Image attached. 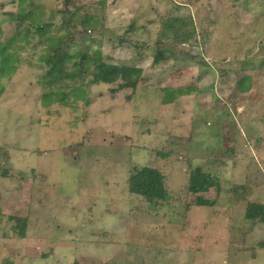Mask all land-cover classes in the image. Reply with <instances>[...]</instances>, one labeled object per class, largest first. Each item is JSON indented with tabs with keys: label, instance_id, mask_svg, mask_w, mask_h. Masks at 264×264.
Returning <instances> with one entry per match:
<instances>
[{
	"label": "rangeland",
	"instance_id": "obj_1",
	"mask_svg": "<svg viewBox=\"0 0 264 264\" xmlns=\"http://www.w3.org/2000/svg\"><path fill=\"white\" fill-rule=\"evenodd\" d=\"M67 7L0 0V264H264L246 216L264 206V0ZM85 52L139 68L136 87ZM135 166L161 172L167 201L129 191ZM193 171L218 184L191 193Z\"/></svg>",
	"mask_w": 264,
	"mask_h": 264
},
{
	"label": "trees",
	"instance_id": "obj_2",
	"mask_svg": "<svg viewBox=\"0 0 264 264\" xmlns=\"http://www.w3.org/2000/svg\"><path fill=\"white\" fill-rule=\"evenodd\" d=\"M69 0H66V9L65 11H57L58 14L62 12H67V4ZM32 6V3L30 4ZM18 11L13 14L15 20L19 27L25 22V17L29 16L32 12ZM33 14V13H32ZM71 15V14H70ZM73 15V14H72ZM83 21L91 19L87 14L83 17ZM53 22L46 24H31L30 27L34 28L36 32L42 33L46 27L50 26ZM74 26V24L72 25ZM86 32V30H85ZM1 34V32H0ZM13 37L12 39H14ZM53 40V39H51ZM51 40H48L50 42ZM1 41V40H0ZM126 38H120V42H125ZM10 44L11 40L7 41ZM7 47V44L0 42V51L4 50ZM53 52L56 55L60 52L59 48H56ZM90 56V57H89ZM159 58H162L161 53H157L155 60L158 61ZM87 63V64H86ZM89 63V68H88ZM86 65L87 69L93 68L94 71L102 75V81L106 84L117 83L118 89L124 87L135 88L140 77V69L135 67H129L127 65H117V64H107L100 57V53H89L85 52L82 54L78 65ZM80 75L84 73V69H80ZM217 183V180L213 178L208 173L202 171H193L190 174V180L188 183V190L191 193L197 194L201 192H206L210 187H214ZM128 188L131 193L141 195L146 198L148 202H156L158 200L167 201L168 194L164 187L163 175L161 172L155 168L148 166L143 167H134L129 178H128ZM212 203L207 199H203L200 196L196 197V205H209ZM257 205V206H256ZM250 205L249 209L246 211V216L248 219L254 220L257 219L260 222L264 223V206L263 205Z\"/></svg>",
	"mask_w": 264,
	"mask_h": 264
}]
</instances>
